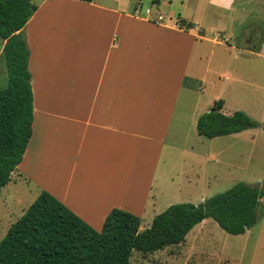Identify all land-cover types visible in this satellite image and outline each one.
I'll return each mask as SVG.
<instances>
[{"label":"crops","instance_id":"crops-1","mask_svg":"<svg viewBox=\"0 0 264 264\" xmlns=\"http://www.w3.org/2000/svg\"><path fill=\"white\" fill-rule=\"evenodd\" d=\"M31 1L37 10L24 33L33 135L9 183L16 174L29 187H48L97 231L115 208L141 218L155 186H168L170 161L180 160L172 158L179 153L169 151L168 139L180 93L192 85L189 66L231 55L232 26L245 24V10L236 9L235 0H207L196 12V0L191 14L155 22L146 15L153 10L142 17L135 6L127 14L121 0L106 6L95 0ZM179 18L199 30L179 27ZM249 39L240 40V55L251 49ZM259 47L264 53V39ZM54 187H106L122 194L111 193L102 198L104 205L87 210ZM135 188L140 201L130 203Z\"/></svg>","mask_w":264,"mask_h":264},{"label":"rangeland","instance_id":"rangeland-1","mask_svg":"<svg viewBox=\"0 0 264 264\" xmlns=\"http://www.w3.org/2000/svg\"><path fill=\"white\" fill-rule=\"evenodd\" d=\"M111 1L95 0V3L106 6ZM121 1L127 14H131V8L136 6L144 17L145 11L151 9L153 15L161 13L165 22L183 16V13L191 14L196 2L158 0L157 5L156 0ZM206 1L198 0L200 5L196 12L203 10ZM213 1L221 4L229 0ZM235 8L245 10L246 22L242 26H232L235 37L231 41L233 53L222 54L221 58L215 57L211 62L203 59L200 66L192 64L188 68L191 75L187 76V81L188 84L192 82V85L180 93L168 139L169 151L179 153V156L173 154L172 158L180 160L170 161L168 186L166 181L163 187L155 186L153 194L146 201L145 213L141 217V231L150 228L154 217L171 205H199L238 183L264 190V53L260 52L259 47L264 39V23L259 21L264 20V0H235ZM244 35L249 36L251 49L248 54L240 55L238 45ZM2 42L0 39V47ZM203 82L207 83L206 86ZM7 84V67L2 57L0 89ZM219 100L225 103L223 114L232 116L236 111L244 112L261 127H251L238 134L214 139L200 136L196 130L197 119ZM30 185L15 174L12 183L2 189L0 242L11 226L48 188L38 187L34 182ZM54 188H62L70 199L87 210L104 205L102 198L113 193L106 187H69L68 191L64 187ZM121 194L113 193L116 198ZM140 197V191L135 188L127 199L130 203L135 199L139 202ZM257 213V223L243 235L227 234L214 220L207 219L197 225L182 244L152 254L134 251L130 264H264V197Z\"/></svg>","mask_w":264,"mask_h":264},{"label":"trees","instance_id":"trees-1","mask_svg":"<svg viewBox=\"0 0 264 264\" xmlns=\"http://www.w3.org/2000/svg\"><path fill=\"white\" fill-rule=\"evenodd\" d=\"M36 10L31 0H0V39L5 42L2 56L8 76L7 86L0 89V194L22 163L33 135L30 51L24 31ZM177 24L193 28L180 18ZM224 104L219 100L200 116V136L214 139L261 127L244 112L223 114ZM263 197L264 190L238 183L199 205L169 206L144 231L140 230L139 216L115 208L97 231L43 191L0 242V264H130L134 251L152 254L182 244L207 219L227 234H245L258 221L257 209Z\"/></svg>","mask_w":264,"mask_h":264},{"label":"built area","instance_id":"built-area-1","mask_svg":"<svg viewBox=\"0 0 264 264\" xmlns=\"http://www.w3.org/2000/svg\"><path fill=\"white\" fill-rule=\"evenodd\" d=\"M146 15L149 17V20L155 21V22H161L164 20V16L161 13H158L157 15H153L152 11L147 10ZM196 30H199L198 26L193 27Z\"/></svg>","mask_w":264,"mask_h":264}]
</instances>
